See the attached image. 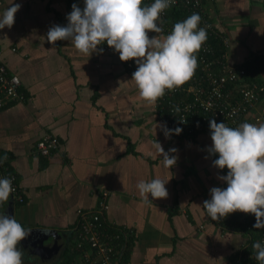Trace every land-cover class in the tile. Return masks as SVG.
<instances>
[{
  "label": "crops",
  "instance_id": "0c3cea01",
  "mask_svg": "<svg viewBox=\"0 0 264 264\" xmlns=\"http://www.w3.org/2000/svg\"><path fill=\"white\" fill-rule=\"evenodd\" d=\"M11 2L21 7L13 26L0 29V61L17 76L22 100L0 109V156L22 201H13L11 209L6 201L0 213L34 231L31 242L45 232L58 246L44 260L19 244L23 264L66 261L76 210L95 209L100 190L107 191L105 218L130 232L126 264H237L257 231L223 228L224 221L212 220L202 207L211 188H226L218 177L227 173L213 166L216 155L208 152L211 134L166 137L153 103L140 96L132 80L135 60L122 62L106 42L97 46L102 53L88 57L70 40L47 41L49 28L66 26L72 4L82 10L84 0H0V13ZM203 7L227 40L228 63L264 55V0H205ZM258 107L264 109V93ZM43 136L54 138L55 148L46 155L33 153ZM155 140L165 152L176 149L169 154L177 157L171 168ZM156 178L168 180V196L149 194L152 203H145L137 184Z\"/></svg>",
  "mask_w": 264,
  "mask_h": 264
},
{
  "label": "clouds",
  "instance_id": "9594fccd",
  "mask_svg": "<svg viewBox=\"0 0 264 264\" xmlns=\"http://www.w3.org/2000/svg\"><path fill=\"white\" fill-rule=\"evenodd\" d=\"M175 3V0H155L149 6H142V0H84L81 10L72 4L67 15L66 26L55 25L47 32V41H71L74 47L90 57L93 52L102 53L97 46L106 42L119 53L122 62L135 60L136 71L132 74L140 96L155 103L165 95V90H174L192 78L197 67L196 53L207 40L205 27H198L201 16L193 13L174 24L170 34L149 38L148 32L162 33L158 25L161 14ZM0 13V29L11 28L20 4H12ZM179 111V108L176 109ZM212 146L209 154H218L213 166L227 168L226 188L210 189V200L203 202V208L212 220H218L234 212L254 214V228H264V123L259 125L242 123L229 127L224 122L209 120ZM182 129H166V137L180 134ZM154 147L162 156L164 164L171 168L177 157L165 152L156 140ZM168 182L159 178L140 181L137 188L145 203L154 199L167 198L165 187ZM15 189L12 179L0 178V204L8 201ZM13 202V201H10ZM14 217L0 213V264H23V252L19 243L30 235ZM255 259L264 264V243L252 244Z\"/></svg>",
  "mask_w": 264,
  "mask_h": 264
},
{
  "label": "built area",
  "instance_id": "2783aa9c",
  "mask_svg": "<svg viewBox=\"0 0 264 264\" xmlns=\"http://www.w3.org/2000/svg\"><path fill=\"white\" fill-rule=\"evenodd\" d=\"M205 0H175L161 14L163 23L157 22L163 32L158 35L170 34L175 23L181 22L193 13L201 16L198 27H205L207 40L197 55L198 67L191 79L174 90H165V95L153 105L154 116L165 130L182 129L180 134H171L174 139L195 138L199 134H211L209 120L217 123L224 122L229 127H237L242 123H264V109L258 107L261 95L264 93V70L259 66L263 60L262 52L252 54L245 62L252 61L258 68L261 80L246 82L243 64L232 65L228 63L224 48L227 40L215 30L208 14L204 10ZM155 0H142V6H149ZM171 11L179 15L172 20ZM216 41L219 47L212 43ZM109 51V48H105ZM10 51H14L11 49ZM253 68L251 70L253 71ZM263 76V78L261 77ZM17 76L7 72L0 61V109L12 102H20L22 94L19 90ZM179 108V111L176 109ZM56 140L50 136H43L36 143L33 153L46 155L50 149L55 148ZM216 159H218V154ZM5 159L0 158V178L12 179L15 189L8 201L21 202L22 193L15 182L14 174L9 170ZM223 171L228 172L227 168ZM224 186L227 187L226 182ZM107 191H99V201L95 209L90 211L76 210L77 220L74 226V239L71 256L59 264H126L123 253L128 243L130 232L105 218L108 206L105 202ZM6 202L0 204L3 206ZM235 216L237 221L245 223L246 230L251 228L249 222H256L254 214L234 212L223 217V228L232 229L225 225V221ZM257 236L249 245L245 253L237 257V264H260L255 259L252 244L255 241L264 243V228L254 229Z\"/></svg>",
  "mask_w": 264,
  "mask_h": 264
},
{
  "label": "water",
  "instance_id": "95a60500",
  "mask_svg": "<svg viewBox=\"0 0 264 264\" xmlns=\"http://www.w3.org/2000/svg\"><path fill=\"white\" fill-rule=\"evenodd\" d=\"M11 206L12 202H9L8 208L11 209ZM32 233L35 232L31 231L30 235L19 244L26 249H30L31 252L36 254L41 259H44V257L52 258V256L56 254L58 249L56 243L57 240L54 237L49 236L47 233L42 232V234H35V237H38L34 242H31L30 237ZM43 251L45 252V254L43 253Z\"/></svg>",
  "mask_w": 264,
  "mask_h": 264
},
{
  "label": "trees",
  "instance_id": "16d2710c",
  "mask_svg": "<svg viewBox=\"0 0 264 264\" xmlns=\"http://www.w3.org/2000/svg\"><path fill=\"white\" fill-rule=\"evenodd\" d=\"M179 15V13H177L176 11H171V16L173 17V21L174 20H176V17ZM212 43L216 46V48H218L219 47V43L218 42H216V41H212ZM243 66H244V68H245V77H244V80L246 81V82H253V81H255L256 80V75H257V73H258V68H257V66H255L254 65V63L252 62V61H249V62H245L244 64H243ZM260 67H261V69L262 70H264V60L260 63V65H259ZM252 67H254L253 68V71L251 70V68ZM0 158H3V159H5L4 157H2V156H0ZM6 161V160H5ZM7 162V161H6ZM7 165V164H6ZM9 167V166H8ZM9 170H10V168H9ZM11 171V170H10ZM16 182V181H15ZM221 221V219H218V222H220ZM231 225L232 226V228L233 229H235V230H239L240 229V231H244V232H248V233H251L252 232V230L253 229H255L254 227H253V225H254V222H249V225H250V229H249V231L248 230H246V228H245V223H243V222H239V221H237V218H235V216H232L231 217V220H229V221H225V225ZM254 241V239H252V242ZM242 264H246V263H243L242 262ZM250 264V263H249ZM253 264H255V263H253Z\"/></svg>",
  "mask_w": 264,
  "mask_h": 264
}]
</instances>
